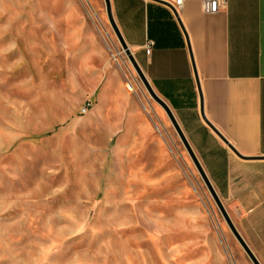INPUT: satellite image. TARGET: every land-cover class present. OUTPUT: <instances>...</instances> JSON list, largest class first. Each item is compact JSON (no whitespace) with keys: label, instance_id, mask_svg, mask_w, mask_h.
I'll use <instances>...</instances> for the list:
<instances>
[{"label":"rangeland","instance_id":"374dc122","mask_svg":"<svg viewBox=\"0 0 264 264\" xmlns=\"http://www.w3.org/2000/svg\"><path fill=\"white\" fill-rule=\"evenodd\" d=\"M0 264H252L104 0H0Z\"/></svg>","mask_w":264,"mask_h":264},{"label":"crops","instance_id":"0c3cea01","mask_svg":"<svg viewBox=\"0 0 264 264\" xmlns=\"http://www.w3.org/2000/svg\"><path fill=\"white\" fill-rule=\"evenodd\" d=\"M114 19L154 91L169 105L231 220L264 264V159L236 156L204 123L190 53L172 11L110 0ZM187 33L208 120L246 156H264V0H227L205 13L185 0ZM147 39L154 41L146 53Z\"/></svg>","mask_w":264,"mask_h":264},{"label":"water","instance_id":"95a60500","mask_svg":"<svg viewBox=\"0 0 264 264\" xmlns=\"http://www.w3.org/2000/svg\"><path fill=\"white\" fill-rule=\"evenodd\" d=\"M153 2H156L158 4L167 6L168 8L171 9V11L173 12V15L176 18V21L178 22L182 32L185 35V39H186V44L190 53V58H191V62H192V67H193V71H194V77L196 80V85H197V89H198V95H199V101H200V116L202 118V120L204 121V123L211 129V131L239 158L242 159H264V156H246L241 154L236 147L208 120V118L206 117L205 113H204V108H203V97H202V92H201V88H200V84H199V80H198V75H197V71L195 68V64H194V59H193V55H192V51H191V47H190V42L187 36V33L185 31V28L182 24V21L179 17L178 12H176V10L169 5L168 3L162 1V0H150ZM104 4H105V11H106V16L107 19L120 43V46L122 47L123 51L125 52L126 56L128 57L131 65L133 66L134 70L136 71L138 77L140 78V80L142 81L143 85L145 86L146 90L148 91L149 95L163 108V110L165 111L171 125L173 126L178 138L180 139L181 143L183 144L186 152L188 153L190 159L192 160L202 182L204 183L207 191L209 192L212 200L214 201L217 210L219 211L220 215L222 216L225 224L227 225L229 231L231 232L232 236L235 238V240L237 241V243L240 245V247L242 248L243 252L246 254V256L248 257V259L250 260V262L252 264H260L259 261L256 259V257L254 256V254L252 253V251L250 250V248L248 247V245L245 243V241L243 240V238L241 237V235L239 234V232L237 231L236 227L234 226L230 216L228 215L224 204L220 198V196L218 195L217 191L215 190L214 186L212 185L208 175L206 174L205 170L203 169L200 160L198 159L196 153L194 152L190 142L188 141L186 135L184 134V131L182 130L179 122L177 121L174 113L172 112L171 108L169 107V105L154 91V89L152 88L150 82L148 81L147 77L145 76L144 72L142 71L140 65L138 64V62L136 61L133 53L130 50V47L127 45V43L125 42L117 24L116 21L114 19L113 16V12H112V7H111V1L110 0H104Z\"/></svg>","mask_w":264,"mask_h":264},{"label":"built area","instance_id":"2783aa9c","mask_svg":"<svg viewBox=\"0 0 264 264\" xmlns=\"http://www.w3.org/2000/svg\"><path fill=\"white\" fill-rule=\"evenodd\" d=\"M162 1L171 5L176 10V12H179V9H181L185 0H162ZM200 1L203 12L211 14V13H216L221 8L225 7L227 0H200ZM153 44H154L153 40L147 39L145 45L146 53L150 52V48L152 47ZM91 107H92V103L89 100L85 101L81 107V113L83 114L86 113Z\"/></svg>","mask_w":264,"mask_h":264}]
</instances>
